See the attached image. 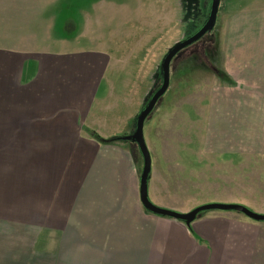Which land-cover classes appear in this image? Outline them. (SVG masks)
<instances>
[{
    "label": "crops",
    "instance_id": "crops-1",
    "mask_svg": "<svg viewBox=\"0 0 264 264\" xmlns=\"http://www.w3.org/2000/svg\"><path fill=\"white\" fill-rule=\"evenodd\" d=\"M247 18L240 12L229 20L233 48L240 43L233 31L250 24ZM2 51L0 264H264L262 222L208 211L189 230L144 210L130 143L103 144L89 135H120L108 131L116 119L105 122L100 116L103 99L98 95L108 61L91 54L80 59L37 54L28 59L29 68ZM256 67H264V61L226 58L223 71L246 87L238 99L231 94L220 103L229 112L228 137L250 130L240 121L253 110L247 99L259 98L254 89L264 94V78H249L242 70ZM151 195L181 213L196 206Z\"/></svg>",
    "mask_w": 264,
    "mask_h": 264
},
{
    "label": "rangeland",
    "instance_id": "rangeland-1",
    "mask_svg": "<svg viewBox=\"0 0 264 264\" xmlns=\"http://www.w3.org/2000/svg\"><path fill=\"white\" fill-rule=\"evenodd\" d=\"M16 2L14 10V0H0V50L17 61L24 60L29 68L28 59L37 54L50 59H80L91 54V58L108 61L98 96L103 99L101 118L118 121L108 131L119 130L120 135L112 137L133 131V124L132 131L128 126L158 82L161 59L183 36V12L201 14L200 7L208 10L210 4L208 0L194 8L190 3L187 10L186 0ZM240 12L250 22L238 24L233 31L243 52L238 50L240 43L233 48L227 35L230 18ZM214 36L215 46L208 52L213 68L224 70L226 58L264 61V0H220ZM231 47L236 49L233 54ZM190 52L184 51L178 61L171 62L168 90L144 122L143 136L151 158L148 198L163 209L169 208L155 202L151 191L181 198L189 208L239 204L264 215V94L254 89L259 98L247 99L253 110L248 109L240 123L250 130L240 137H228L229 112L220 103L231 94L238 99L244 93V82L234 85L228 74L233 84L225 81L195 54L189 56ZM242 74L264 78V67L244 68ZM130 147L140 174L142 159L136 147ZM180 189L182 194L175 196Z\"/></svg>",
    "mask_w": 264,
    "mask_h": 264
},
{
    "label": "water",
    "instance_id": "water-1",
    "mask_svg": "<svg viewBox=\"0 0 264 264\" xmlns=\"http://www.w3.org/2000/svg\"><path fill=\"white\" fill-rule=\"evenodd\" d=\"M219 7V0H212L208 17L201 28L194 34L174 43L164 54L158 68L157 89L150 91V95L144 101V104L133 119V131L127 136L118 137L117 141H128L136 146L142 159V169L139 175V199L144 210L152 215L166 217L180 221L185 225L194 222L201 213L208 211L219 212H237L243 214L247 219L254 222H264V215L257 214L244 205L224 204V203H207L194 207L189 212L179 213L169 209H163L152 204L148 198V181L151 172V158L147 149L143 127L145 120L150 116L158 101L164 96L169 87L170 65L177 55L186 47L200 40L204 35L211 32L215 26L216 16Z\"/></svg>",
    "mask_w": 264,
    "mask_h": 264
},
{
    "label": "flooded vegetation",
    "instance_id": "flooded-vegetation-1",
    "mask_svg": "<svg viewBox=\"0 0 264 264\" xmlns=\"http://www.w3.org/2000/svg\"><path fill=\"white\" fill-rule=\"evenodd\" d=\"M207 1L208 0H205L204 3H202L201 0H186L187 10L189 9L190 3H192V6L194 5V8H196V6H198V4H205V3H207ZM211 2H212V0H210V4H209L208 10H207V6H205V8L207 10L206 12L204 10L205 8L200 7L199 12H201V14H194V10L190 11V13L193 12L192 14H188V11H184L183 12V16L185 18L184 30L187 29V23H189L188 26L191 27L190 30H192V28H194V27L196 28L198 23L199 24L201 23V26L205 23V21H206V19L208 17V14H209ZM219 3H220V0H219ZM204 12L206 13L205 17H204ZM216 20H217V16H216ZM201 26L197 27L198 29L196 31L193 30L190 35H192L195 32H197L201 28ZM215 27H216V22H215V26H214L213 30L209 34L204 35L200 40H198L197 42H195L192 45H190V46L186 47L185 49H183L178 55L180 56L184 51H191L189 56H192V54H195L197 56V51L200 50L199 53L202 56H206V60L205 61L200 59L203 62V64L211 63V61H210V59L208 57V52H209L210 49H212L215 46V43H216V37L214 36ZM182 39H184V37L181 38V40ZM178 55H177V57H175V61L179 60V58H178L179 56ZM159 77H160V74H159L158 78ZM157 87H158V84L156 82L155 85L153 86L154 90L157 89ZM152 89H151V91H152ZM130 145H132V144H130Z\"/></svg>",
    "mask_w": 264,
    "mask_h": 264
},
{
    "label": "trees",
    "instance_id": "trees-1",
    "mask_svg": "<svg viewBox=\"0 0 264 264\" xmlns=\"http://www.w3.org/2000/svg\"><path fill=\"white\" fill-rule=\"evenodd\" d=\"M188 24L189 23H187V29L186 30H184V32H183V37L185 38V37H187V36H189L190 34H191V32L193 31H191L190 30V26H188ZM210 33V32H209ZM209 33H207V34H209ZM182 37V38H183ZM200 50H198L197 51V57L199 58V59H202V60H206V56H202L200 53ZM208 69H210L215 75H217L218 77H220V78H224V80L225 81H229L230 83H232L231 82V80H230V78H228V76L226 75V73L223 71V70H218V69H215V68H213V66H212V64L211 63H206V64H204ZM234 83V82H233ZM232 83V84H233ZM234 85H235V83H234ZM154 90V88L152 89V91ZM89 135L91 136V137H93L94 139H96V140H98L100 143H103V144H111V143H114V142H116L117 140H119V138L118 137H112V138H108V139H102V138H100L98 135H96L94 132H92V131H89ZM134 146V145H133ZM136 150H137V153L139 154V152H138V149L136 148ZM134 154V153H133ZM140 155V154H139ZM186 227L189 229V230H191V224H189V225H186Z\"/></svg>",
    "mask_w": 264,
    "mask_h": 264
}]
</instances>
